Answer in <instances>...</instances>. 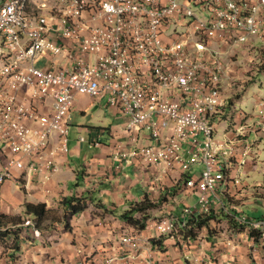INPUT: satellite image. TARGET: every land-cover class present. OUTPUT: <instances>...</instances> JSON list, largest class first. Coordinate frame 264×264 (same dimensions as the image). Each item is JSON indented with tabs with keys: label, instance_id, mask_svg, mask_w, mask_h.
Wrapping results in <instances>:
<instances>
[{
	"label": "built area",
	"instance_id": "built-area-1",
	"mask_svg": "<svg viewBox=\"0 0 264 264\" xmlns=\"http://www.w3.org/2000/svg\"><path fill=\"white\" fill-rule=\"evenodd\" d=\"M253 45L264 49V0H0V189L7 181L26 188L33 175L46 185L62 172L73 107L87 95L126 116L134 145L114 149L122 165L187 175L196 201L157 218L160 235L224 212L262 251L264 218L229 200L263 138L264 100L257 119L223 127L234 73L226 57ZM140 133L153 142L139 144ZM144 241L134 233L136 256Z\"/></svg>",
	"mask_w": 264,
	"mask_h": 264
},
{
	"label": "crops",
	"instance_id": "crops-1",
	"mask_svg": "<svg viewBox=\"0 0 264 264\" xmlns=\"http://www.w3.org/2000/svg\"><path fill=\"white\" fill-rule=\"evenodd\" d=\"M97 105L105 106L115 113L110 127L98 130L96 134L92 133V137L85 138L84 141L79 140L82 135L70 137L68 152L60 156L62 172L51 182L43 184L39 175L31 176L26 188L14 182L26 196L19 201L11 198V181H7L0 189V215L14 214L22 217L25 214V203L46 204L49 210L62 214L67 211V203L72 199H84L85 211L69 215L68 228L64 218L53 225L51 221H45L43 224L47 225L40 230V237L34 235L32 227H22L15 243L18 250L6 251L0 246V264H79L81 261L84 264H105L109 259H116L113 264H147L148 256L154 258L155 264H197L201 260H210L211 264H225L227 259H234V264L262 263L264 251L254 252L252 239L244 230L235 227V224H228L230 220L224 212H214V217L217 218L210 220L207 226L199 230L196 238H185L184 231L188 228H180V222L173 234L160 235L155 228L156 219L166 214L179 215L186 205H193L190 198L196 199V195L185 188V174L178 171L163 174L158 166L144 165L138 160L131 165H122L115 159L113 154L117 145L128 148L134 145L131 133L125 130L126 116L119 110L106 106L101 100L87 95H80L76 99L74 115L76 108L86 113L91 106ZM256 110L254 114H250L249 121L257 119L259 113ZM231 120L234 121L233 118ZM76 126L74 121L70 132ZM99 135L101 141L95 148V154L81 156L83 144L88 142L90 147L97 146L91 142ZM136 138L139 144L153 142L143 133ZM263 141L264 135L256 143L252 154L256 164L259 161L257 146ZM1 164L0 157V167ZM15 174L18 176L19 172L16 171ZM180 193L184 197V204L177 200ZM252 193L255 194L245 188L244 192L236 194L235 199H241L245 195L250 197ZM145 195L156 200L158 207L154 209L156 212L152 213L145 228L138 229L124 219L122 214L135 203L141 202ZM23 220L33 222L32 217L27 215ZM221 220L231 227L217 234L214 227L220 225ZM134 233H139L145 240L139 251L144 252L140 256H136L137 252L131 246ZM12 238L8 235L2 240L11 242Z\"/></svg>",
	"mask_w": 264,
	"mask_h": 264
},
{
	"label": "rangeland",
	"instance_id": "rangeland-1",
	"mask_svg": "<svg viewBox=\"0 0 264 264\" xmlns=\"http://www.w3.org/2000/svg\"><path fill=\"white\" fill-rule=\"evenodd\" d=\"M227 60H229L233 65L232 69L234 70L233 78L229 81V86L226 89L227 95V111L226 118L227 120L224 122L223 127H228L231 119L234 121H246L250 119V114H254L256 107L258 113H260V100L264 99V49H261L258 45L250 46L248 49L240 50L239 52L232 53L228 55ZM256 110V112H257ZM74 114V111H73ZM115 113L112 112L111 109H108L105 106L97 105L86 111V113H82L80 108H76L74 121L76 127H73L70 132V137H78L82 135L84 138L89 139L92 137V133L96 134L98 132L97 128H108L111 125V122L115 118ZM247 120V121H248ZM253 121V120H250ZM101 131V130H100ZM94 136V135H93ZM106 139V136L102 137ZM84 148L81 150V156L83 155H94L98 147H90L88 142L83 144ZM259 161L256 164L255 157H251V162L249 165H245L240 167L239 172L242 179V184L239 186L238 193L244 192L245 188H249L251 191L255 192V194H250L249 196H243L241 199H231L229 200L230 204H238L241 205L242 211L251 217L254 218H263L264 217V141L257 146ZM255 161V162H254ZM82 162V161H81ZM256 164L252 166L250 164ZM196 169L202 170L203 166L200 164H196ZM15 181H11L13 185L12 199L15 201L21 200L23 197L26 198L24 192L19 190L16 186ZM243 189V191H242ZM260 190H263L262 192ZM230 195H235V190L230 188ZM190 203H195V198H190ZM181 204H184V197L182 193H180L177 197ZM156 212L155 210L152 211ZM20 217L18 215H14ZM64 216V211L61 214L60 212H56L51 216L54 220H61ZM224 216V215H222ZM26 217V214H22L21 219ZM226 217V216H224ZM217 217H214L215 219ZM225 219V218H223ZM26 223V221H25ZM25 223H21L19 225L14 224H2L0 230V246L4 248L6 251L8 249H15L16 244L14 239L17 238L15 235L20 232L22 227H25ZM52 223V222H50ZM220 221V225H216L214 227L216 230L215 233L221 234L228 230L231 226L230 223H222ZM42 224V229L45 228ZM51 225V224H50ZM53 225V224H52ZM42 231V230H41ZM8 235L12 236L11 242L3 241L1 237H7ZM15 235V236H14ZM262 251H264V240H261Z\"/></svg>",
	"mask_w": 264,
	"mask_h": 264
},
{
	"label": "trees",
	"instance_id": "trees-1",
	"mask_svg": "<svg viewBox=\"0 0 264 264\" xmlns=\"http://www.w3.org/2000/svg\"><path fill=\"white\" fill-rule=\"evenodd\" d=\"M99 131L103 128H97ZM186 178L187 175H184ZM185 178H183V181H185ZM69 208L67 211L64 212V223L66 224V228L69 227L68 225V216L69 215H77L85 211L86 209V203L84 199H72L68 203ZM158 207V203L156 200H152L148 197V195H145L143 200L141 202L135 203L129 210L125 211L122 214V217L126 219L130 224H133L138 229H144L146 222L151 218L152 211ZM25 214L29 217H32L33 223L35 226L42 230V224L49 220L52 222V224L57 223L59 220H54L51 216L55 213L53 210H49L46 206V204H32V203H25ZM136 214H139V216H135ZM214 215H210L208 218L204 217L203 215H198L194 217L190 221L191 228L185 229L184 231V237L189 238L193 237L196 238L198 236L199 230H201L203 227L207 226L209 224V221L211 218H213ZM21 223H25L24 220L21 219V217L17 216H7V215H0V226L2 224H14L19 225ZM184 229V228H183ZM16 236L18 233L15 234ZM14 235V236H15ZM255 235V234H252ZM5 238V237H1ZM15 243L17 242V238L14 239ZM17 248V247H15ZM18 250V249H16Z\"/></svg>",
	"mask_w": 264,
	"mask_h": 264
}]
</instances>
